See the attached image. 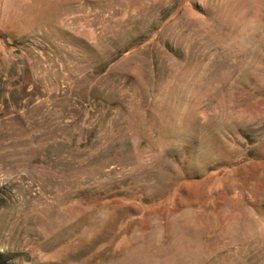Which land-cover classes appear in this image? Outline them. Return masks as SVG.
Here are the masks:
<instances>
[{"label": "rangeland", "instance_id": "374dc122", "mask_svg": "<svg viewBox=\"0 0 264 264\" xmlns=\"http://www.w3.org/2000/svg\"><path fill=\"white\" fill-rule=\"evenodd\" d=\"M0 264H264V0H0Z\"/></svg>", "mask_w": 264, "mask_h": 264}]
</instances>
